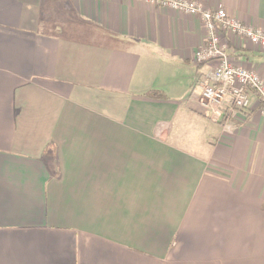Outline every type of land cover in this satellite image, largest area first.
<instances>
[{"label":"crops","instance_id":"1","mask_svg":"<svg viewBox=\"0 0 264 264\" xmlns=\"http://www.w3.org/2000/svg\"><path fill=\"white\" fill-rule=\"evenodd\" d=\"M189 1L264 31V0ZM205 37L146 0H0V264H264V115L212 120Z\"/></svg>","mask_w":264,"mask_h":264},{"label":"built area","instance_id":"2","mask_svg":"<svg viewBox=\"0 0 264 264\" xmlns=\"http://www.w3.org/2000/svg\"><path fill=\"white\" fill-rule=\"evenodd\" d=\"M161 8H170L199 17L206 27L204 43L198 49L195 60L199 65H213L212 73L198 81L196 88L202 106L216 123L224 126L234 117L252 106L253 98L264 115V76L258 71L237 63L229 54L230 44L235 48L242 43L264 49V31L230 17L224 9L210 11L198 2L189 0H146Z\"/></svg>","mask_w":264,"mask_h":264}]
</instances>
